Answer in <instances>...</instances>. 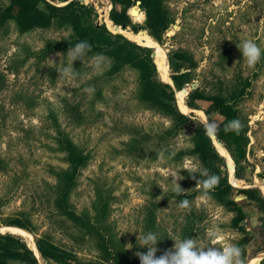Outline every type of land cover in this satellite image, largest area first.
<instances>
[{
    "label": "rangeland",
    "instance_id": "obj_1",
    "mask_svg": "<svg viewBox=\"0 0 264 264\" xmlns=\"http://www.w3.org/2000/svg\"><path fill=\"white\" fill-rule=\"evenodd\" d=\"M84 1L96 8L97 23L107 25L103 11L110 13L112 2ZM168 5L174 22L165 43L157 42L143 28L138 33L146 30L150 37L141 35L143 32L140 36L150 38L157 47L142 45L155 51L154 59L157 53L161 80L159 49L167 60L171 50L183 49L193 53L198 62L192 83L197 82L207 94L216 92L221 82L225 89L249 82L239 103L240 115L250 124L248 180L236 178L232 184L257 187L264 195V57L249 67L236 47L242 40L252 39L264 49V24L260 23L264 0H170ZM129 13L134 24H145L146 14L138 2ZM127 29L138 34L130 26ZM71 32L68 24L59 21L26 33L11 20L0 25V231L20 235L29 246L34 244V251L37 238L49 236L86 264H140L135 253L147 251L141 248L139 238L148 232L159 234L157 257L173 248V241L193 237L201 247L238 243L250 262L262 254L261 260L253 263L262 264L264 209L234 192L232 198L245 214L240 223L244 229L236 228L233 220L239 212L225 206L213 192L210 199H201L203 190L196 187L205 167L196 154L188 152L194 148L196 122L208 119L204 110L210 102L199 101L204 110H191L183 109L179 99L181 110L194 122L166 138L172 119L138 99L140 80L135 69L126 67L107 78L111 61L106 60L97 70L86 56L84 62L73 64L80 73L76 79H59L57 71L68 65V51H52L51 45ZM171 74L168 60L171 82L163 81L174 86ZM95 76L103 78L98 79L102 81L101 96L83 91L88 86L96 90ZM192 83L186 88L192 90ZM51 113L68 133L76 153L84 158L67 189L71 214H63L56 201L70 163L54 138ZM222 119L217 112L211 114V120L219 124ZM161 150L165 151L162 161ZM174 174L180 176L182 195L173 191ZM182 199L190 200L189 209L178 207ZM15 222H24L27 228L9 225ZM19 231L28 233L30 240ZM214 231L225 240L215 241ZM40 264L51 263L41 258Z\"/></svg>",
    "mask_w": 264,
    "mask_h": 264
},
{
    "label": "trees",
    "instance_id": "obj_2",
    "mask_svg": "<svg viewBox=\"0 0 264 264\" xmlns=\"http://www.w3.org/2000/svg\"><path fill=\"white\" fill-rule=\"evenodd\" d=\"M113 4L109 13V21L114 26L126 23L135 33L147 28L151 36L160 44H164L168 38L167 33L173 24L171 9L168 5L170 0H110ZM137 2H140L142 10L146 14L145 24H134L129 10ZM138 6L134 7L137 8ZM106 20V13L103 11ZM139 20L144 19L143 13L139 14ZM98 12L93 4L83 0H8L7 3H0V25L11 20L17 25L21 33L30 32L36 29H47L54 21L66 23L72 29L68 38L60 42L52 43L51 50L67 52L70 47L77 42L86 40L92 45V52L87 54L91 58L94 54L100 53L110 60V66L105 76L112 78L126 67L135 69L140 80L138 99L152 105L157 111L170 117L173 122L172 128L166 130L165 137H172L177 130L187 123L194 122L192 117L183 112L179 106L177 92L194 80V73L198 67V62L193 53L183 49H173L168 53L169 65L172 74L170 75L174 86L160 79L158 72L157 53L148 46L140 45L122 34L113 33L105 23H97ZM104 18V17H103ZM129 36L133 32L123 31ZM148 38V37H145ZM150 39V38H148ZM156 60V62H155ZM157 63V65H156ZM79 67V63L76 65ZM81 70L84 67L80 64ZM95 76L92 80L96 82V96L102 94V81ZM245 81V80H244ZM249 82H244L239 87L225 89L222 85L211 94H207L200 86L192 89L185 99L186 107L191 110H204L198 104L199 101H209V108L205 109L206 116L211 120L213 112L219 113L223 119L220 123L221 131L218 142L227 150L234 162L235 179H246L247 168L250 165L246 159L250 137L249 120L242 118L239 111V103L245 95ZM227 90L229 91L227 93ZM194 115V114H192ZM53 127L56 135L58 148L65 152L70 167L64 178L62 191L57 200V206L63 214H71L67 206V189L73 184L84 158L75 149V145L66 130L62 127L59 119L51 113ZM238 118L243 123V130L237 135L234 132L225 133L223 126L228 121ZM217 142V143H218ZM219 144V145H220ZM220 145V146H221ZM182 153V152H181ZM196 154L202 165L211 172L220 176V182L213 192L216 197L234 211L239 212L233 220L236 228L244 229L240 224L245 218V214L232 198V194L245 195L249 199L257 202L264 209V195L257 187L234 186L230 180V166L227 165V158L222 155L214 141L205 135L203 122H196L194 148L192 152ZM14 227L24 230L27 228L24 222H15ZM17 228V229H18ZM26 230V229H25ZM248 238H246V241ZM36 246L41 258L51 264H86L71 250L54 243L49 236L39 237ZM264 251V250H262ZM264 264V259L261 261ZM0 264H40V259L35 251L27 244L20 235L0 231Z\"/></svg>",
    "mask_w": 264,
    "mask_h": 264
},
{
    "label": "clouds",
    "instance_id": "obj_3",
    "mask_svg": "<svg viewBox=\"0 0 264 264\" xmlns=\"http://www.w3.org/2000/svg\"><path fill=\"white\" fill-rule=\"evenodd\" d=\"M264 24V19L260 21ZM241 52L243 59L249 67H255L264 57V49L252 39H244L236 46ZM92 52V45L86 41H79L74 46L70 47L67 52L68 65L62 67L59 71V79L62 80H74L80 75L79 71H76L73 64L77 60L84 62L88 53ZM61 57L64 56L60 54ZM107 57L103 54L97 53L91 57L92 65L99 70L104 66ZM85 93L92 94L95 91L94 86H88L83 89ZM203 127L205 135L213 141L218 140L221 127L218 121L205 119L203 121ZM243 123L240 119L235 118L228 121L223 126L225 133L234 132L237 135L243 130ZM159 159L162 161L165 159V151L159 152ZM193 179H196L195 174L191 175ZM174 178L172 183L174 185L173 191L177 195H182L183 191L178 181L180 176L172 175ZM220 176L211 172L205 168L201 171L199 179L196 180V187L201 188V199H210V192L219 185ZM178 207L180 209H189L190 200L182 199ZM158 233L148 232L139 238V243L142 249H146V252L138 251L135 255L139 258L140 264H250V259L245 257L244 249L235 242L222 243L220 246L209 245L207 247H201L199 241L196 238L188 237L183 239H177L174 242V246L163 252L162 255L157 257L158 251L157 244L159 242ZM213 238L215 241H224L225 237L218 232H213Z\"/></svg>",
    "mask_w": 264,
    "mask_h": 264
},
{
    "label": "bare ground",
    "instance_id": "obj_4",
    "mask_svg": "<svg viewBox=\"0 0 264 264\" xmlns=\"http://www.w3.org/2000/svg\"><path fill=\"white\" fill-rule=\"evenodd\" d=\"M136 9H138V8H133V11H135ZM105 13H106V23H107V25L111 28V29H113V30H115V31H120V32H123V31H126V30H128V29H123V28H121V27H117V26H114V24H111V20L109 21V17H108V15H109V12L108 11H104ZM126 36L128 35V34H126L125 32H123ZM134 35H136V34H134ZM141 35H145V36H149L148 34H147V32H143ZM128 37L129 38H131V39H133V40H136L137 42H139V43H141V45L143 44V45H148V46H153V47H157V46H155L154 45V43L153 42H151L149 39H147V38H140L139 37V35H136V36H129L128 35ZM150 37V36H149ZM159 46V45H158ZM159 51H160V54H161V59H163V69H162V71H161V74H162V77H163V80H167V81H170L171 82V80H170V78L168 77V60H167V58H166V55H165V53L162 51V50H160L159 49ZM180 101L185 105V103H184V95H180ZM183 109H187L185 106H183ZM218 143L216 142V145H217ZM219 145V144H218ZM220 146V145H219ZM218 148V147H217ZM222 153H224V154H226V155H228V153L226 152V150H224L223 148H221V147H219L218 148ZM228 161H230V165L232 164V166H233V163H232V159L230 158V156L228 155ZM232 166H231V168H230V174H232L233 173V176H234V166H233V168H232ZM232 181H234V179L232 180ZM21 234H22V236L23 237H25L27 240H30V235L28 234V233H26V232H23V231H19ZM30 246L34 249V244L33 243H30ZM36 247V246H35ZM36 250V249H35ZM262 255V254H261ZM260 260H261V258H260ZM255 262H257L256 260H254V261H252V262H250V264H253V263H255Z\"/></svg>",
    "mask_w": 264,
    "mask_h": 264
},
{
    "label": "water",
    "instance_id": "obj_5",
    "mask_svg": "<svg viewBox=\"0 0 264 264\" xmlns=\"http://www.w3.org/2000/svg\"><path fill=\"white\" fill-rule=\"evenodd\" d=\"M84 1V0H83ZM138 3H140V2H138ZM117 27H121V28H123V29H127L128 28V25L126 24V23H124V24H122L121 26H119V25H116ZM141 32H146V30H142ZM170 48H172V47H170ZM154 55V54H153ZM170 66V65H169ZM197 85H198V83L197 82H193L192 84H191V89H194V88H196L197 87ZM189 89H187L186 87H184L183 89H182V91H179V92H177V99L179 100V98H180V95L182 96V95H187L188 93H189ZM184 103H185V98H184ZM220 151V150H219ZM222 153V152H221ZM222 155H224L225 157H227L228 158V156L226 155V154H224V153H222ZM232 163H233V166H234V162L232 161ZM227 165L228 166H230V161H228L227 160ZM31 247V246H30ZM32 248V247H31ZM33 249V248H32ZM35 253L37 254V253H39V251H38V249H37V247H36V250H35ZM37 256L41 259V256H40V253L39 254H37Z\"/></svg>",
    "mask_w": 264,
    "mask_h": 264
},
{
    "label": "crops",
    "instance_id": "obj_6",
    "mask_svg": "<svg viewBox=\"0 0 264 264\" xmlns=\"http://www.w3.org/2000/svg\"><path fill=\"white\" fill-rule=\"evenodd\" d=\"M134 34V33H133ZM154 42V41H153ZM156 43V42H155ZM157 45H158V43H157ZM185 106V105H184ZM187 108V107H186ZM188 109V108H187ZM217 147H218V145H217ZM228 156V155H227ZM231 166H232V164L230 165V168H231ZM232 168H233V166H232ZM232 178L235 180V177L233 176V173L231 174V182H232ZM13 228V227H12ZM17 228V227H16ZM18 229H20V228H18ZM262 257V255H259V256H257L256 258H254L253 260H257V262L260 260V258ZM252 261V260H251Z\"/></svg>",
    "mask_w": 264,
    "mask_h": 264
}]
</instances>
